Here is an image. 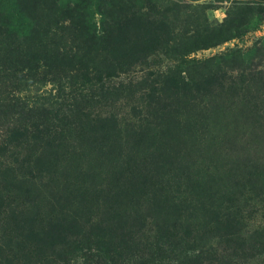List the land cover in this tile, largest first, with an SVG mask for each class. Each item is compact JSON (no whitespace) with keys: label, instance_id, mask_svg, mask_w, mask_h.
Instances as JSON below:
<instances>
[{"label":"rangeland","instance_id":"1","mask_svg":"<svg viewBox=\"0 0 264 264\" xmlns=\"http://www.w3.org/2000/svg\"><path fill=\"white\" fill-rule=\"evenodd\" d=\"M236 206L264 229V0H0V264H194L154 213Z\"/></svg>","mask_w":264,"mask_h":264},{"label":"trees","instance_id":"2","mask_svg":"<svg viewBox=\"0 0 264 264\" xmlns=\"http://www.w3.org/2000/svg\"><path fill=\"white\" fill-rule=\"evenodd\" d=\"M24 134L26 132L20 135ZM236 208L237 210L229 215L222 213L220 207L191 208L189 218L206 220L203 225L189 222L183 226L176 219L155 212V225L159 237L165 238L170 252L192 253L188 258L194 264H202L209 260H213L212 264H240L232 262V257L236 258L239 252L240 257L264 255V229H254L251 232L246 230L243 213L237 206ZM147 215V213L142 215L139 210L132 212V215L127 212L121 214L118 209L110 208L103 222L107 221L108 230L114 225L131 230L133 222L138 221L140 226L134 228V231L140 232ZM214 241L216 247L212 246Z\"/></svg>","mask_w":264,"mask_h":264}]
</instances>
